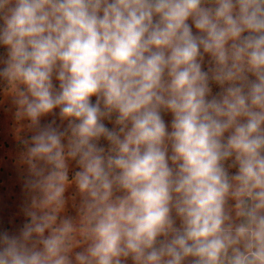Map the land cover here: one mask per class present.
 I'll return each instance as SVG.
<instances>
[{
    "label": "clouds",
    "instance_id": "9594fccd",
    "mask_svg": "<svg viewBox=\"0 0 264 264\" xmlns=\"http://www.w3.org/2000/svg\"><path fill=\"white\" fill-rule=\"evenodd\" d=\"M0 46L31 133L0 264H264V0H0Z\"/></svg>",
    "mask_w": 264,
    "mask_h": 264
},
{
    "label": "rangeland",
    "instance_id": "374dc122",
    "mask_svg": "<svg viewBox=\"0 0 264 264\" xmlns=\"http://www.w3.org/2000/svg\"><path fill=\"white\" fill-rule=\"evenodd\" d=\"M6 55V49L0 46V57ZM207 60V58H206ZM2 67V65H0ZM207 64H205V68ZM58 87V82L54 81ZM213 93L219 91L218 86L212 85ZM93 103L95 97L92 98ZM58 112V109L56 110ZM15 106L11 102V97L3 94V83L0 82V226L15 228L21 225L25 217L22 215V205L27 199L23 190V177L26 174V165L22 162V146L19 144L20 137L30 136L31 133L27 127V121H18L15 118ZM166 125H171L172 116L170 113L162 114ZM52 119L51 116L44 120ZM57 122L60 123L57 117ZM66 125V122H64ZM111 128L112 124L105 121ZM101 144L107 146L106 141ZM78 170L74 163L70 165L69 178ZM235 172V169H231ZM68 206L66 214L76 216V207L79 203V196L75 186H71L67 192ZM79 249H77L78 251Z\"/></svg>",
    "mask_w": 264,
    "mask_h": 264
}]
</instances>
